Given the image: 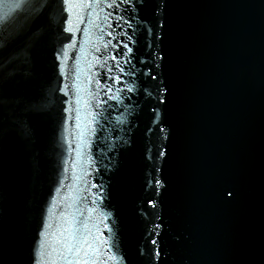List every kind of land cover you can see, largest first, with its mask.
I'll return each instance as SVG.
<instances>
[{
  "label": "water",
  "instance_id": "1",
  "mask_svg": "<svg viewBox=\"0 0 264 264\" xmlns=\"http://www.w3.org/2000/svg\"><path fill=\"white\" fill-rule=\"evenodd\" d=\"M0 264H264V0H0Z\"/></svg>",
  "mask_w": 264,
  "mask_h": 264
},
{
  "label": "snow or ice",
  "instance_id": "2",
  "mask_svg": "<svg viewBox=\"0 0 264 264\" xmlns=\"http://www.w3.org/2000/svg\"><path fill=\"white\" fill-rule=\"evenodd\" d=\"M19 5L18 4H14V5H12L11 7H18Z\"/></svg>",
  "mask_w": 264,
  "mask_h": 264
}]
</instances>
